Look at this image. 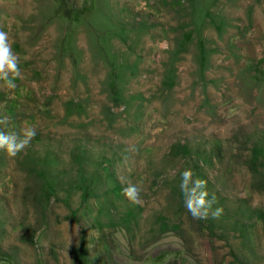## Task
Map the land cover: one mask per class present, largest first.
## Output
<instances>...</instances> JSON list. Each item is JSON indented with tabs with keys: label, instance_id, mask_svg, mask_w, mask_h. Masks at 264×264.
<instances>
[{
	"label": "rangeland",
	"instance_id": "rangeland-1",
	"mask_svg": "<svg viewBox=\"0 0 264 264\" xmlns=\"http://www.w3.org/2000/svg\"><path fill=\"white\" fill-rule=\"evenodd\" d=\"M0 31V131L36 132L0 150V264H264V0H0Z\"/></svg>",
	"mask_w": 264,
	"mask_h": 264
},
{
	"label": "clouds",
	"instance_id": "clouds-1",
	"mask_svg": "<svg viewBox=\"0 0 264 264\" xmlns=\"http://www.w3.org/2000/svg\"><path fill=\"white\" fill-rule=\"evenodd\" d=\"M142 6L146 7V5ZM19 74L18 60L11 51L8 35L6 32L0 31V79L5 80L7 86L11 88L15 86L12 82L13 79ZM35 135L36 132L33 127H26L20 135L14 132L0 131V150H4L10 156H15L28 146ZM194 175L195 173L191 168L181 173L180 188L185 197V208L193 218H207L213 203H215V197L213 196L212 199L208 198L207 182L199 178L193 180ZM190 183L194 185L195 189L199 190L195 196H189L186 191ZM124 194L129 199L135 200L138 196V190L135 185L130 184L124 189ZM222 211V208H216L211 212V215L214 218H218Z\"/></svg>",
	"mask_w": 264,
	"mask_h": 264
},
{
	"label": "trees",
	"instance_id": "trees-1",
	"mask_svg": "<svg viewBox=\"0 0 264 264\" xmlns=\"http://www.w3.org/2000/svg\"><path fill=\"white\" fill-rule=\"evenodd\" d=\"M71 9H68V12L70 11ZM77 14V13H76ZM214 150H215V152H216V156H217V153L218 152H220L217 148H214ZM255 151V155H254V157L255 158H257V156L260 154V153H262L263 151H264V147H262L261 145L258 147V149H255L254 150ZM261 151V152H260ZM260 152V153H259ZM48 151H46V154L48 155ZM85 153H86V150H85V148H80L79 149V151H78V153L76 154V159H77V161H78V163H79V170L83 173V170L86 168V166H85V162H84V160L85 161H87V162H89L90 160H89V158H88V156L86 157V155H85ZM220 154V153H219ZM102 156V158L103 159H101L100 160V162H98L97 163V166H98V168H99V172L98 173H95L94 175H92V176H89V177H87L88 179H85V181L83 182V183H81V189H82V193H81V200L84 202L85 201V199L87 198V196L89 195V194H94V192H93V190H94V185H93V183H96V182H100V180H103V179H100V177H101V173H103V172H106V175H109L110 176V174H111V169H110V162H109V159H106V157H103L104 155H101ZM105 160H108V164H106L105 166H107L108 168L106 169V171H102V168L103 167H105L104 166V164H105ZM96 162H97V160H96ZM201 162L203 163V164H205V165H208V164H210L211 162H212V159H211V157L208 155H206V157H204V159H201ZM103 167H102V166ZM105 170V169H104ZM197 175H199L203 180H205L206 182H211V179H207V175H208V173H207V171H202V172H197ZM84 176H82V178H83ZM81 179V178H80ZM82 180V179H81ZM114 181H116V184L114 185V187H113V190L115 189H118V190H120V191H122V187H121V185L119 184V183H117V179H113ZM87 181H89V182H87ZM88 186V187H87ZM47 191L49 192L50 191V193H53L52 191H51V189H50V187H47ZM210 194V193H209ZM164 231H167V230H164ZM163 231V232H164ZM163 232H161L162 233V237H163V239H168V241H170V242H172V241H176V240H178V239H180L179 238V233L178 232H165L166 234H163ZM179 235V236H178ZM182 236V235H181ZM162 237L159 239V240H161L162 239ZM172 240V241H171Z\"/></svg>",
	"mask_w": 264,
	"mask_h": 264
}]
</instances>
